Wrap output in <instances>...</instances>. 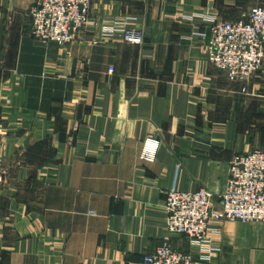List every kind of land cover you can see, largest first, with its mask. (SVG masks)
Here are the masks:
<instances>
[{
    "label": "crops",
    "instance_id": "crops-1",
    "mask_svg": "<svg viewBox=\"0 0 264 264\" xmlns=\"http://www.w3.org/2000/svg\"><path fill=\"white\" fill-rule=\"evenodd\" d=\"M34 1L0 0V264H144L164 239L193 264H264V222L226 221L200 259L168 230L164 193L204 188L218 205L233 157L264 150V63L231 81L207 58L211 20L264 0H92L64 46L33 37ZM123 18L143 44L102 34Z\"/></svg>",
    "mask_w": 264,
    "mask_h": 264
},
{
    "label": "built area",
    "instance_id": "built-area-1",
    "mask_svg": "<svg viewBox=\"0 0 264 264\" xmlns=\"http://www.w3.org/2000/svg\"><path fill=\"white\" fill-rule=\"evenodd\" d=\"M92 0H35L30 8L31 34L43 43L68 45L86 26ZM102 34L120 37L131 44H143L144 31L134 18L115 20L102 28ZM209 61L232 81H248L264 63V6H254L247 19L226 21L212 19L207 45ZM113 72V68H110ZM160 140H144L141 159L152 162ZM3 140L0 135V196L6 181L3 167ZM165 208L170 232L186 236L190 245L199 248L200 259L217 249L226 221L264 222V150L237 154L231 161L228 183L218 205L207 189L165 192ZM202 254V255H201ZM195 254L174 248L164 239L144 256V264H193Z\"/></svg>",
    "mask_w": 264,
    "mask_h": 264
},
{
    "label": "rangeland",
    "instance_id": "rangeland-1",
    "mask_svg": "<svg viewBox=\"0 0 264 264\" xmlns=\"http://www.w3.org/2000/svg\"><path fill=\"white\" fill-rule=\"evenodd\" d=\"M34 3H35V1H34ZM207 58H208V56H207ZM208 60H209V59H208ZM209 62H210V61H209ZM210 63H211V62H210ZM211 64H212V63H211ZM212 65H213V64H212ZM213 66H214V65H213ZM261 67H262V66H261ZM260 69H261V68H260ZM260 69H259V70H260ZM250 79H251V78H250ZM250 79H249V80H250ZM249 80H248V81H249ZM231 81H232V80H231ZM248 81H246V82H248ZM243 82H245V81H243ZM148 137H152V136H147L146 138H148ZM154 137H155V136H154ZM146 138H145V139H146ZM143 144H144V142H143ZM3 149H4V144H3ZM254 150H256V149H254ZM251 151H252V150H251ZM245 153H247V152L238 153V154H245ZM236 155H237V154H236ZM236 155H235V156H236ZM235 156H234V157H235ZM234 157H233V158H234ZM231 161H232V160H231ZM230 164H231V162H230ZM3 167H4V164H3ZM4 170H5V168H4ZM229 171H230V170H229ZM5 173H6V171H5ZM228 178H229V177H228ZM5 182H6V181H5ZM3 186H4V185H3ZM226 187H227V186H226ZM2 189H3V188H2ZM167 215H168V214H167ZM167 217H168V216H167ZM171 233H172V232H171ZM185 237H186V236H185ZM168 240H169V239H168ZM197 249H199V248H197ZM198 255H199V254H198ZM197 257H198V256H197Z\"/></svg>",
    "mask_w": 264,
    "mask_h": 264
}]
</instances>
